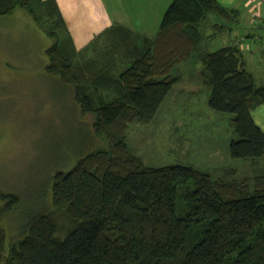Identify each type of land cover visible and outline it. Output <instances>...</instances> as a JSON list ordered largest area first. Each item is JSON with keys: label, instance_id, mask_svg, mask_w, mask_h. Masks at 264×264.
Wrapping results in <instances>:
<instances>
[{"label": "trees", "instance_id": "1", "mask_svg": "<svg viewBox=\"0 0 264 264\" xmlns=\"http://www.w3.org/2000/svg\"><path fill=\"white\" fill-rule=\"evenodd\" d=\"M17 11L52 41L46 73L72 90L107 146L56 171L50 204L10 241L2 222L20 199L0 191V264H264V133L251 115L264 86L244 69L238 42L202 50L208 18L235 23L239 12L218 0H172L153 38L113 26L78 51L55 0H0V17ZM194 57L209 108L233 115L229 153L249 162L253 188L249 179L145 166L127 145L129 126L154 120L179 81L172 70Z\"/></svg>", "mask_w": 264, "mask_h": 264}, {"label": "rangeland", "instance_id": "2", "mask_svg": "<svg viewBox=\"0 0 264 264\" xmlns=\"http://www.w3.org/2000/svg\"><path fill=\"white\" fill-rule=\"evenodd\" d=\"M158 29L138 30L155 36ZM236 29L211 15L202 29V50L214 52L246 28ZM51 44L24 12L0 17V191L20 199L18 212L2 222L9 241L28 216L50 204L56 171H68L91 149L107 146L93 135L92 119L81 114L72 90L46 73L45 50ZM201 67L194 57L172 70L178 83L150 124L129 126L127 145L145 166L190 167L224 182L249 179L253 188L249 162L229 153L237 138L233 115L209 108L211 91L198 83Z\"/></svg>", "mask_w": 264, "mask_h": 264}, {"label": "crops", "instance_id": "3", "mask_svg": "<svg viewBox=\"0 0 264 264\" xmlns=\"http://www.w3.org/2000/svg\"><path fill=\"white\" fill-rule=\"evenodd\" d=\"M55 1L74 47L79 51L97 35L113 26H122L145 37L153 38V34L142 33L138 29H158L172 0ZM218 2L228 9L239 12V21L232 24L237 29L243 24L246 29L244 34H240L241 30H238L236 32L238 35L231 42H238L243 53L246 72L252 76L257 86H264V5L260 0H218ZM189 83L191 82L187 84ZM198 83L202 84L200 80ZM197 86L195 88L200 87ZM251 115L256 126L264 133V104L254 109Z\"/></svg>", "mask_w": 264, "mask_h": 264}, {"label": "built area", "instance_id": "4", "mask_svg": "<svg viewBox=\"0 0 264 264\" xmlns=\"http://www.w3.org/2000/svg\"><path fill=\"white\" fill-rule=\"evenodd\" d=\"M261 1V3L264 5V0H260Z\"/></svg>", "mask_w": 264, "mask_h": 264}]
</instances>
